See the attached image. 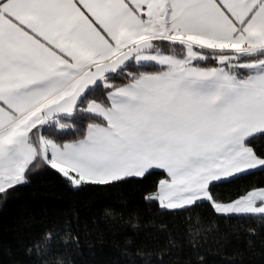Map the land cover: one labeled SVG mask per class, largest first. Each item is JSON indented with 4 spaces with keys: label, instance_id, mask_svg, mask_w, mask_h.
<instances>
[{
    "label": "snow or ice",
    "instance_id": "6c2138e0",
    "mask_svg": "<svg viewBox=\"0 0 264 264\" xmlns=\"http://www.w3.org/2000/svg\"><path fill=\"white\" fill-rule=\"evenodd\" d=\"M38 177L187 215L186 243L169 235L159 256L114 241L124 264L177 250L212 264L204 212L206 231L234 227L251 249L264 233V0H0V206ZM81 232L72 209L0 245V264H78L95 255Z\"/></svg>",
    "mask_w": 264,
    "mask_h": 264
},
{
    "label": "trees",
    "instance_id": "16d2710c",
    "mask_svg": "<svg viewBox=\"0 0 264 264\" xmlns=\"http://www.w3.org/2000/svg\"><path fill=\"white\" fill-rule=\"evenodd\" d=\"M127 204L122 205L118 197L74 196L57 180L38 177L31 187L24 190L20 197L6 207L0 206V245H14L17 235H35L40 228L65 213L76 209L80 213L82 225L81 246L87 253L91 249L95 255L78 258V264H124L114 247V241L123 242L129 237L135 238V245L145 248L156 256L165 248L169 235L177 245L186 243L185 229L187 215L184 217H160L138 203L133 193H127ZM105 208L117 209L114 220L106 219ZM139 217L141 229L138 233L129 227ZM198 227L212 264H264V233L257 235L253 247L249 248V238L238 233L234 227L220 224L217 231H206L215 221L206 213ZM163 222L170 225L168 234L158 230ZM246 231V230H245ZM179 255V258H178ZM182 255L173 252L166 255L165 264H182Z\"/></svg>",
    "mask_w": 264,
    "mask_h": 264
}]
</instances>
